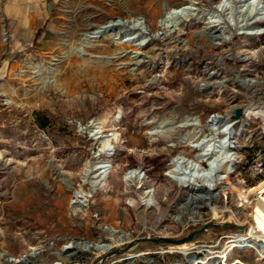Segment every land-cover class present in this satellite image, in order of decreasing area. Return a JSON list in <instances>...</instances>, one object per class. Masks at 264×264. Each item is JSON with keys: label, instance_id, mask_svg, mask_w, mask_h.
Listing matches in <instances>:
<instances>
[{"label": "rangeland", "instance_id": "1", "mask_svg": "<svg viewBox=\"0 0 264 264\" xmlns=\"http://www.w3.org/2000/svg\"><path fill=\"white\" fill-rule=\"evenodd\" d=\"M123 1L0 0V264H264L233 243L255 244L264 185L259 1L194 0L172 33L166 0ZM88 18L127 27L85 41Z\"/></svg>", "mask_w": 264, "mask_h": 264}, {"label": "bare ground", "instance_id": "2", "mask_svg": "<svg viewBox=\"0 0 264 264\" xmlns=\"http://www.w3.org/2000/svg\"><path fill=\"white\" fill-rule=\"evenodd\" d=\"M171 1L172 0H166L165 2H163L161 4L159 3V5H155V7L153 9V13L154 14H157L159 12L161 14L160 20L158 21V23L160 24V27H162L163 29L172 28L171 30H169L170 33L176 32V31L179 30L178 28H179V23H180L181 19L186 20L187 18L193 16V13L196 11L195 6L197 5L194 0H182L183 2L187 3L186 6H184V4H183V6H178L176 8H172ZM258 1H259V4H260V7H255L254 11L257 14L260 15V18L256 19L252 23V25H254V26H250L251 29H252V32H253L252 34H250L251 36H258V35L264 36V0H258ZM129 2L133 3V0H124L123 1V6L128 5ZM130 14H131V16H135V14H133L131 12H130ZM142 19H143V17L142 18L141 17H136L130 23V25L132 24V26H131L132 28L137 29L140 32L144 33L142 22H141ZM86 23H87V25H86V34H84V40L85 41L99 39L102 36V34L106 33V31H108V30L111 31V30L115 29L116 27L121 28V27H125L126 26V22L120 23L119 21H109L103 26H99V27L93 28L92 27V23L90 21V18H88L86 20ZM215 37L216 38L217 37L220 38V36H215ZM139 63H140V61L135 62L134 65L138 66ZM155 82L156 81H154V83ZM230 114H231V112H230ZM250 114H252V115H264V111H262V110H259V111H248L247 115H250ZM189 121H187V122H189ZM184 124H183V126H184ZM217 135H218V138H220V139H223V140L227 139V146H226V152L227 153H231L232 150H236L237 149L236 146H233V145L231 146L232 143L229 142L230 138H227L226 134H224L222 132H218ZM233 139H234V143L236 144L237 138L234 137ZM192 158L196 162H207V159L203 155H201V153H196ZM180 160L181 159H179V160L176 159L171 164V170L172 171L175 172L176 165L178 164V162ZM234 162H235V159H232V157H230V158L226 159L224 163H225V166H226V165L234 163ZM102 169H104V167H101V168L99 167L97 170H102ZM108 173L109 172H106V171L102 172L101 171L96 176V178H98V182L97 183L103 182L107 178ZM231 176H232V173L225 172V176H224L223 180H224V182L227 185H228V182H229ZM59 177L61 178L60 175H59ZM229 190L232 191V188L230 187ZM222 192L225 193L226 190L222 189ZM251 193L254 196V200H258V203L260 204L259 210L257 211V218H256V222H255V227H256V229H258V231H256V232L254 231V233H251V237H253V239L255 241V244H251V245L247 244L246 240L243 239L242 236H239V235L236 237V239L234 240L233 243L239 244L240 246H238V248H240V249H246V248H250V247L256 246L257 254L264 258V255H263L264 247H263V245L259 246L257 244V243H264V198H261V196L264 195V185L262 187H260L259 189H257L255 192H253L251 190ZM189 194H190L189 200L197 199V196H196V193H195L194 189L190 188ZM76 198H81V197L79 195H76ZM198 198L199 199H203L200 196ZM210 198H214V197H210ZM244 203L252 204L249 201H246ZM213 211H214L213 214L215 215V210L213 209ZM253 229H255V228H253ZM106 232L108 233V235H111V236L114 237L113 240H114L115 243H119L122 240H126L127 239V238L124 237L125 234H121L120 236H116L117 232L114 231V230H108ZM121 237H123V238H121ZM73 244H75V243H73ZM79 245H81L84 248H88L89 250L93 249V250H97V251H100V252L104 251V250H107L108 248H110L112 246V244L108 243V242H100L97 245H91V244H87V243H83L82 242V243H79ZM71 246H73V245H70V247ZM195 258L193 257L191 259V263L192 264H198L199 263L197 260H195ZM211 258H213V257H211ZM0 259H6L8 262L13 261V259H11V258L7 259V257H5L4 254H2V253H0ZM208 259H210V257Z\"/></svg>", "mask_w": 264, "mask_h": 264}, {"label": "water", "instance_id": "3", "mask_svg": "<svg viewBox=\"0 0 264 264\" xmlns=\"http://www.w3.org/2000/svg\"><path fill=\"white\" fill-rule=\"evenodd\" d=\"M237 116L236 117H238V115H239V111H237ZM152 241H158V240H155V239H152ZM33 261H31V260H27V262H26V264H31ZM22 264H25V263H22Z\"/></svg>", "mask_w": 264, "mask_h": 264}, {"label": "trees", "instance_id": "4", "mask_svg": "<svg viewBox=\"0 0 264 264\" xmlns=\"http://www.w3.org/2000/svg\"><path fill=\"white\" fill-rule=\"evenodd\" d=\"M38 34H39V32H37L36 35L34 36L35 39L37 38Z\"/></svg>", "mask_w": 264, "mask_h": 264}]
</instances>
